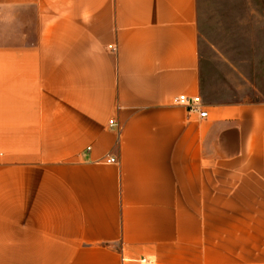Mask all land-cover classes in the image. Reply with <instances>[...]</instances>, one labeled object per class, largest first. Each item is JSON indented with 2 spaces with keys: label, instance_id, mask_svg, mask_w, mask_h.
<instances>
[{
  "label": "crops",
  "instance_id": "obj_1",
  "mask_svg": "<svg viewBox=\"0 0 264 264\" xmlns=\"http://www.w3.org/2000/svg\"><path fill=\"white\" fill-rule=\"evenodd\" d=\"M196 3L0 0V264H264V97L203 98Z\"/></svg>",
  "mask_w": 264,
  "mask_h": 264
},
{
  "label": "rangeland",
  "instance_id": "obj_2",
  "mask_svg": "<svg viewBox=\"0 0 264 264\" xmlns=\"http://www.w3.org/2000/svg\"><path fill=\"white\" fill-rule=\"evenodd\" d=\"M203 98L264 97V0H197Z\"/></svg>",
  "mask_w": 264,
  "mask_h": 264
},
{
  "label": "built area",
  "instance_id": "obj_3",
  "mask_svg": "<svg viewBox=\"0 0 264 264\" xmlns=\"http://www.w3.org/2000/svg\"><path fill=\"white\" fill-rule=\"evenodd\" d=\"M172 103L184 106L187 112L189 111L197 113L199 118L206 117V111L202 108L203 103L199 95L186 96L184 94H178L172 97ZM108 123H110L111 125L113 124L112 120H109ZM105 157L106 163H117V159L113 155H107ZM142 260L145 261L144 259Z\"/></svg>",
  "mask_w": 264,
  "mask_h": 264
}]
</instances>
